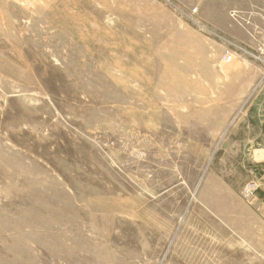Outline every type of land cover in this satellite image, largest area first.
<instances>
[{
  "label": "rangeland",
  "instance_id": "obj_1",
  "mask_svg": "<svg viewBox=\"0 0 264 264\" xmlns=\"http://www.w3.org/2000/svg\"><path fill=\"white\" fill-rule=\"evenodd\" d=\"M263 30L264 0H0V264H264L261 93L219 61Z\"/></svg>",
  "mask_w": 264,
  "mask_h": 264
},
{
  "label": "crops",
  "instance_id": "obj_2",
  "mask_svg": "<svg viewBox=\"0 0 264 264\" xmlns=\"http://www.w3.org/2000/svg\"><path fill=\"white\" fill-rule=\"evenodd\" d=\"M236 63L234 67L230 68L232 71V80L234 79L239 80L241 82V85L235 89L233 95H237L238 98L242 97H250L254 96L257 93V90L260 95V101L259 102H251L247 105L246 111L250 110V118L256 116V111H261L262 119L259 120V124H262L264 126V79L261 75V65L257 63L255 60L249 59H236L234 60ZM231 63H223V64H233ZM222 63V62H221ZM256 88H258L256 90ZM256 98V97H255ZM262 99V100H261ZM237 106L241 107V104L237 103ZM246 107V106H245ZM242 108V107H241ZM249 109V110H248ZM248 115V114H247ZM257 117V116H256ZM254 121V122H253ZM252 123L258 124L254 118L252 120ZM260 134L256 135L254 138H258Z\"/></svg>",
  "mask_w": 264,
  "mask_h": 264
},
{
  "label": "built area",
  "instance_id": "obj_3",
  "mask_svg": "<svg viewBox=\"0 0 264 264\" xmlns=\"http://www.w3.org/2000/svg\"><path fill=\"white\" fill-rule=\"evenodd\" d=\"M211 32V31H209ZM217 37L219 35L212 32ZM249 59L255 60L261 65V75L264 79V30L263 38L260 41V46L256 51H252L241 43L235 41H227L224 50L219 55V61L222 63H231L236 59Z\"/></svg>",
  "mask_w": 264,
  "mask_h": 264
},
{
  "label": "trees",
  "instance_id": "obj_4",
  "mask_svg": "<svg viewBox=\"0 0 264 264\" xmlns=\"http://www.w3.org/2000/svg\"><path fill=\"white\" fill-rule=\"evenodd\" d=\"M259 196H260V193H259Z\"/></svg>",
  "mask_w": 264,
  "mask_h": 264
}]
</instances>
